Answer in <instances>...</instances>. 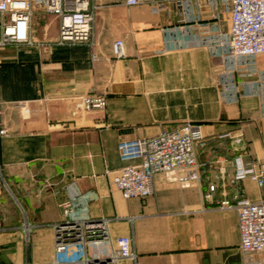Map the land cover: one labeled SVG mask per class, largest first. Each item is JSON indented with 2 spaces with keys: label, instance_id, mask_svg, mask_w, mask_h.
<instances>
[{
  "label": "crops",
  "instance_id": "1",
  "mask_svg": "<svg viewBox=\"0 0 264 264\" xmlns=\"http://www.w3.org/2000/svg\"><path fill=\"white\" fill-rule=\"evenodd\" d=\"M124 1L95 0L92 47L0 49V124L8 130L0 139V264H52L53 225L65 202L80 218L112 219L113 246L127 240L138 264H244L237 211L218 205L239 188L240 198L264 200L251 179L231 182L235 157L247 166L264 163L261 100L222 102L223 60L185 47L184 34L170 35L178 9L155 14ZM219 8L229 28V14ZM47 17L36 18L40 40L58 35L59 21L47 24ZM203 17H212L206 6ZM117 40L124 41V59L113 57ZM257 63L264 70V55ZM88 95L104 97L106 109L85 112L81 98ZM186 123L201 124L207 135L198 151L205 165L200 187L181 189L156 175L146 199L123 200L111 190L110 174L124 166L120 142ZM211 185L217 189L208 199Z\"/></svg>",
  "mask_w": 264,
  "mask_h": 264
},
{
  "label": "built area",
  "instance_id": "2",
  "mask_svg": "<svg viewBox=\"0 0 264 264\" xmlns=\"http://www.w3.org/2000/svg\"><path fill=\"white\" fill-rule=\"evenodd\" d=\"M128 7L149 5L155 14L170 12V6L180 11L171 34H184V46L202 47L213 56L221 57L223 69L219 74L220 97L224 104H238L243 97H258L264 110V70L257 59L264 55V0H125ZM203 6L212 12L211 20H204ZM219 6L229 14L230 27ZM99 5L95 0H0V49L6 47L46 48L50 46L95 45L94 24ZM53 16L59 21L57 37L36 36V18ZM115 59L126 57L123 40L112 46ZM85 112L105 110L102 96L81 98ZM8 130L0 124V139ZM230 137V134L220 138ZM207 135L201 124L186 123L156 136L136 138L118 144L124 166L110 174L111 190L123 200L146 199L154 194V177L164 178L181 189L201 185V171L205 167L198 160ZM241 139H236L240 143ZM233 184L249 178L264 189V163H243L233 160ZM211 185L205 195L210 199L216 191ZM238 189L234 200L224 199L219 208L235 209L238 214L240 251L244 264H264V200L251 202L240 198ZM63 219L54 224V260L52 264H94L96 259H110L114 264L128 258L135 264L136 254L128 253V241L121 239L113 246L110 233L112 219L80 218L70 202L60 205ZM120 219V218H117ZM133 222L134 217L127 218ZM6 228L0 223V233ZM27 236L31 227H24Z\"/></svg>",
  "mask_w": 264,
  "mask_h": 264
},
{
  "label": "rangeland",
  "instance_id": "3",
  "mask_svg": "<svg viewBox=\"0 0 264 264\" xmlns=\"http://www.w3.org/2000/svg\"><path fill=\"white\" fill-rule=\"evenodd\" d=\"M46 22L47 24H51L52 22H55L56 18L53 16H49L46 18ZM37 22V20H36ZM53 24V23H52ZM55 24V23H54ZM53 26V25H52ZM94 264H114L110 259H106V258H101V259H96L94 261Z\"/></svg>",
  "mask_w": 264,
  "mask_h": 264
}]
</instances>
